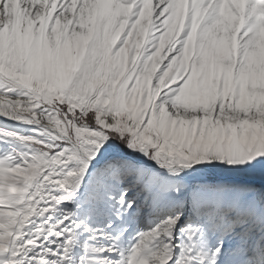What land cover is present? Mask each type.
<instances>
[{
    "label": "snow or ice",
    "instance_id": "6c2138e0",
    "mask_svg": "<svg viewBox=\"0 0 264 264\" xmlns=\"http://www.w3.org/2000/svg\"><path fill=\"white\" fill-rule=\"evenodd\" d=\"M0 264H264V0H0Z\"/></svg>",
    "mask_w": 264,
    "mask_h": 264
}]
</instances>
